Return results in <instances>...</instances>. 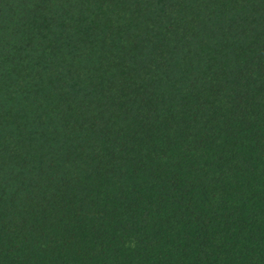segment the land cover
<instances>
[{"label": "trees", "instance_id": "1", "mask_svg": "<svg viewBox=\"0 0 264 264\" xmlns=\"http://www.w3.org/2000/svg\"><path fill=\"white\" fill-rule=\"evenodd\" d=\"M0 264H264V0H0Z\"/></svg>", "mask_w": 264, "mask_h": 264}]
</instances>
